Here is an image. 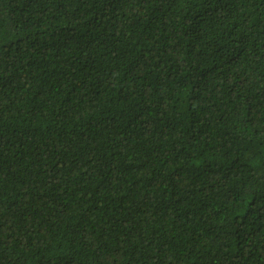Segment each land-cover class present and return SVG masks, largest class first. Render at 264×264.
I'll return each instance as SVG.
<instances>
[{
  "label": "trees",
  "instance_id": "1",
  "mask_svg": "<svg viewBox=\"0 0 264 264\" xmlns=\"http://www.w3.org/2000/svg\"><path fill=\"white\" fill-rule=\"evenodd\" d=\"M0 264H264V0H0Z\"/></svg>",
  "mask_w": 264,
  "mask_h": 264
}]
</instances>
